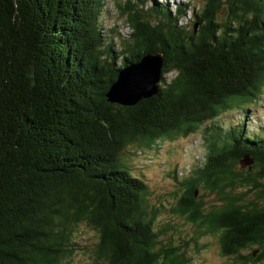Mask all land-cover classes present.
Returning a JSON list of instances; mask_svg holds the SVG:
<instances>
[{
    "label": "trees",
    "instance_id": "obj_1",
    "mask_svg": "<svg viewBox=\"0 0 264 264\" xmlns=\"http://www.w3.org/2000/svg\"><path fill=\"white\" fill-rule=\"evenodd\" d=\"M148 1L118 5L131 28L118 49L107 0H0V264H68L82 224L99 233L94 264H186L124 156L199 133L170 211L195 242L201 227L222 235L233 264H264V127L247 123L264 96V0H205L199 29L180 23L192 5ZM159 52L158 94L109 103L120 70ZM213 194L225 206L208 211Z\"/></svg>",
    "mask_w": 264,
    "mask_h": 264
},
{
    "label": "rangeland",
    "instance_id": "obj_2",
    "mask_svg": "<svg viewBox=\"0 0 264 264\" xmlns=\"http://www.w3.org/2000/svg\"><path fill=\"white\" fill-rule=\"evenodd\" d=\"M135 2L142 4L146 0H107L106 13L102 20V29L108 36V40L115 38L114 42L117 48L120 47V37L126 38L131 33V28L126 23L124 17L121 16L118 5L125 6L127 2ZM159 3H168L173 11L180 3L192 5V10L180 23L193 28L194 24H198L194 18V12L202 10L205 0H156ZM154 0H149L145 7H150ZM201 27L196 25V29ZM174 74H168L172 77ZM264 93V92H263ZM239 111H233L224 116V123H231L242 119ZM254 118L251 123L252 133L257 128L264 127V96L260 103L254 104L249 110L247 123ZM250 119V120H249ZM257 119V120H256ZM202 133L188 138H177L175 140H166L159 144V147L152 149H142L139 145L129 147L125 153V160L130 164L133 172L141 178L152 192L150 202L157 206L161 204V211L157 217V229L159 230L165 223L172 225L168 236L172 237V246L179 247L181 253L185 255L188 262L186 264H233L232 260H226L221 257L220 245L214 238L198 239L193 241L197 228L189 224L185 218L179 217L170 210L175 204L170 197L171 192H175L179 187L172 178V171L178 169L182 172L187 169L188 163H192L205 151L201 147ZM196 156V157H195ZM243 159L242 161H244ZM202 161H204L202 159ZM181 177V176H180ZM164 207V208H163ZM163 244H168L167 237L163 236ZM161 239V240H162ZM78 250L73 255L68 264H94L95 251L99 243V233L86 224H82L75 236ZM212 242L206 246L207 242Z\"/></svg>",
    "mask_w": 264,
    "mask_h": 264
},
{
    "label": "water",
    "instance_id": "obj_3",
    "mask_svg": "<svg viewBox=\"0 0 264 264\" xmlns=\"http://www.w3.org/2000/svg\"><path fill=\"white\" fill-rule=\"evenodd\" d=\"M163 66L164 55L159 52L147 54L138 63L124 67L106 95L109 103L132 107L143 99L157 95L163 78ZM253 162L246 157L241 165L244 168Z\"/></svg>",
    "mask_w": 264,
    "mask_h": 264
},
{
    "label": "flooded vegetation",
    "instance_id": "obj_4",
    "mask_svg": "<svg viewBox=\"0 0 264 264\" xmlns=\"http://www.w3.org/2000/svg\"><path fill=\"white\" fill-rule=\"evenodd\" d=\"M200 197L201 196L199 195V191H198V200H200ZM211 197H213V199L209 200V198H211ZM209 198L205 199L206 204L204 203V208L206 207L205 208L206 210L211 211L213 208L214 209H219V208H223L225 206V204H220L221 202L218 199L216 194L211 195ZM205 230L206 229L204 227H201V228L198 229V234H199L198 235V239L214 238V240H217V243H219V244H221V242L225 240V238H223V236L220 235L219 233H209V234H206V235H200V232H204ZM221 231H225V229H223ZM229 239H230L229 237H226V240H229ZM211 243L212 242L208 241L206 246H209ZM220 253H221V250H220ZM221 257L226 259V260H230L231 259V258H228L227 256H224L222 253H221Z\"/></svg>",
    "mask_w": 264,
    "mask_h": 264
}]
</instances>
